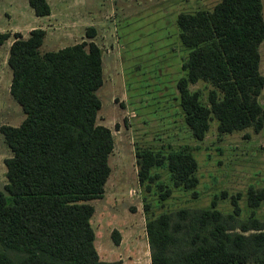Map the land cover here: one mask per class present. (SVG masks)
I'll list each match as a JSON object with an SVG mask.
<instances>
[{
	"label": "trees",
	"instance_id": "1",
	"mask_svg": "<svg viewBox=\"0 0 264 264\" xmlns=\"http://www.w3.org/2000/svg\"><path fill=\"white\" fill-rule=\"evenodd\" d=\"M0 0V4H1ZM37 17L52 14L48 0H29ZM181 41L190 50L178 88L187 124L198 140L210 129L212 114L221 133L264 126L258 98L264 89L259 48L264 42L262 0H223L212 12L181 14ZM91 38L96 31L90 29ZM46 31L18 36L8 59L13 73L11 95L26 118L1 132L13 156L5 160L8 184L0 193V244L23 255L19 261L0 253V264H121L101 261L92 225L93 200L104 196L111 176L109 158L115 141L110 129L97 124L104 83L103 56L95 42H83L43 54ZM11 38L0 34V46ZM205 81L222 92L210 94L205 107L190 85ZM141 185L153 182L155 167L166 166L176 188L198 187V162L187 152L167 157L138 153ZM165 200L172 194L160 186ZM218 210L182 209L147 222L152 264H264V228L258 220L232 224L240 215ZM264 201V190L249 192L252 208ZM213 208L217 200L212 202ZM147 208V207H146ZM253 231L250 235L245 233ZM115 242L120 244L117 231Z\"/></svg>",
	"mask_w": 264,
	"mask_h": 264
},
{
	"label": "rangeland",
	"instance_id": "2",
	"mask_svg": "<svg viewBox=\"0 0 264 264\" xmlns=\"http://www.w3.org/2000/svg\"><path fill=\"white\" fill-rule=\"evenodd\" d=\"M48 2L52 14L43 19L35 15L29 0L1 1L0 34L10 33L11 38L0 46V193L7 195L5 160L13 156L1 128L19 127L26 118L11 95L9 46L18 36L28 39L34 29H43V54L83 42H95L102 51L104 83L97 93L102 102L97 124L112 131L115 148L109 158L112 172L105 194L92 201L95 247L101 261L152 264L146 230L149 220L182 209L233 214L235 198L241 212L232 224L234 231L243 234V226L252 227L253 220L264 228V201L257 208L248 203L251 189L264 190V126L261 131L250 127L221 133L219 121L212 114L209 131L204 140H198L181 106L178 84L187 75L184 65L190 50L181 41L178 19L181 14L212 12L223 0ZM262 3L264 16V0ZM90 29L96 31L94 38L89 35ZM259 54V73L264 77V42ZM189 90L197 93L207 108H211V92L222 98V92L205 81L190 85ZM258 101L264 108V89ZM144 152L164 157L173 152L192 154L199 166L198 187L176 188L166 166L153 168L154 181L141 185L137 162L138 153ZM161 185L172 191L165 200ZM215 200L217 206L213 208ZM115 231L120 236L119 245L113 236ZM0 253L15 261L23 258L1 244Z\"/></svg>",
	"mask_w": 264,
	"mask_h": 264
},
{
	"label": "crops",
	"instance_id": "3",
	"mask_svg": "<svg viewBox=\"0 0 264 264\" xmlns=\"http://www.w3.org/2000/svg\"><path fill=\"white\" fill-rule=\"evenodd\" d=\"M0 6H1V4H0ZM51 16V15H50ZM50 16H47V17H39V18H43V19H45V18H49ZM47 20V19H46ZM13 44V43H12ZM12 44L9 46V49L11 48V46H12Z\"/></svg>",
	"mask_w": 264,
	"mask_h": 264
}]
</instances>
